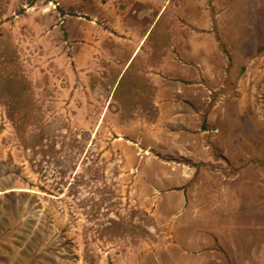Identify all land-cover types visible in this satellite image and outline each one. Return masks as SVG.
Returning a JSON list of instances; mask_svg holds the SVG:
<instances>
[{
    "label": "rangeland",
    "instance_id": "1",
    "mask_svg": "<svg viewBox=\"0 0 264 264\" xmlns=\"http://www.w3.org/2000/svg\"><path fill=\"white\" fill-rule=\"evenodd\" d=\"M13 256L264 264V0H0Z\"/></svg>",
    "mask_w": 264,
    "mask_h": 264
},
{
    "label": "crops",
    "instance_id": "2",
    "mask_svg": "<svg viewBox=\"0 0 264 264\" xmlns=\"http://www.w3.org/2000/svg\"><path fill=\"white\" fill-rule=\"evenodd\" d=\"M208 12V10H207ZM216 17H214L213 19H215ZM215 34H213L212 36L214 37ZM197 46V51L199 52V45H196ZM207 46V45H206ZM209 46V45H208ZM207 46V47H208ZM203 50V49H202ZM196 65V64H195ZM197 66V65H196ZM202 66V65H201ZM189 191H180V192H177V196H180V202H181V206L183 207L182 210H185L187 208V206H192L193 204H191L190 200H188V195H190V193L188 194ZM209 206V205H208ZM212 208H215V204H211Z\"/></svg>",
    "mask_w": 264,
    "mask_h": 264
},
{
    "label": "water",
    "instance_id": "3",
    "mask_svg": "<svg viewBox=\"0 0 264 264\" xmlns=\"http://www.w3.org/2000/svg\"><path fill=\"white\" fill-rule=\"evenodd\" d=\"M14 259H17V257H11L9 258L7 261H8V264H12L11 261H15Z\"/></svg>",
    "mask_w": 264,
    "mask_h": 264
}]
</instances>
